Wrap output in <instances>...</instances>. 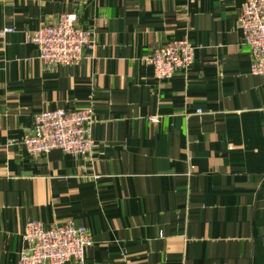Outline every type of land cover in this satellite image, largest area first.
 I'll list each match as a JSON object with an SVG mask.
<instances>
[{
  "label": "crops",
  "instance_id": "crops-1",
  "mask_svg": "<svg viewBox=\"0 0 264 264\" xmlns=\"http://www.w3.org/2000/svg\"><path fill=\"white\" fill-rule=\"evenodd\" d=\"M243 1L0 0V264H18L29 220L85 226L86 264H264V75ZM62 12L93 44L46 65L29 36ZM183 38L192 64L155 78L151 50ZM86 107L91 159L28 153L34 114Z\"/></svg>",
  "mask_w": 264,
  "mask_h": 264
},
{
  "label": "built area",
  "instance_id": "built-area-1",
  "mask_svg": "<svg viewBox=\"0 0 264 264\" xmlns=\"http://www.w3.org/2000/svg\"><path fill=\"white\" fill-rule=\"evenodd\" d=\"M239 26L243 44L250 50L251 73L264 75V0L243 1ZM8 31L11 28L5 27L0 34ZM29 39L36 46L39 59L52 66L79 64L85 50L93 44L92 32L81 27L76 12L58 14L53 22L34 30ZM193 56L194 44L190 40L172 39L154 47L147 62L155 78L168 80L177 70H186ZM94 122L92 107L43 110L33 115L23 144L33 157L60 150L89 160L95 146ZM22 240L18 264H86V248L92 243L88 229L73 220L59 224L29 220L24 226Z\"/></svg>",
  "mask_w": 264,
  "mask_h": 264
}]
</instances>
